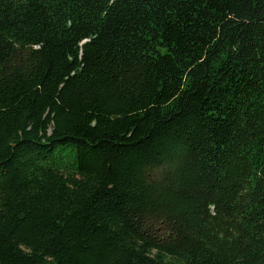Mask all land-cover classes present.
Segmentation results:
<instances>
[{
    "label": "trees",
    "instance_id": "obj_1",
    "mask_svg": "<svg viewBox=\"0 0 264 264\" xmlns=\"http://www.w3.org/2000/svg\"><path fill=\"white\" fill-rule=\"evenodd\" d=\"M0 264H264V0H0Z\"/></svg>",
    "mask_w": 264,
    "mask_h": 264
}]
</instances>
